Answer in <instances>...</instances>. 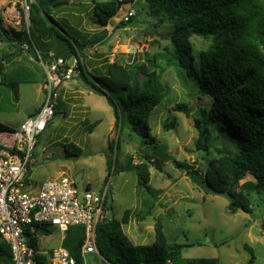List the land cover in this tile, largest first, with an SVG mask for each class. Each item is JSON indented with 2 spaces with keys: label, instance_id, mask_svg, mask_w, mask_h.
Returning a JSON list of instances; mask_svg holds the SVG:
<instances>
[{
  "label": "rangeland",
  "instance_id": "374dc122",
  "mask_svg": "<svg viewBox=\"0 0 264 264\" xmlns=\"http://www.w3.org/2000/svg\"><path fill=\"white\" fill-rule=\"evenodd\" d=\"M82 2V13L69 6L53 12V19L72 38L87 34L92 38L102 36L90 13L89 1ZM128 7V4L121 5L106 27L107 34L102 36V42L84 51L83 63L89 80L93 82L90 75H104L106 63L118 61L124 64L128 59L129 64H136L155 60L156 70L168 89L167 100L155 108L148 119L149 136L157 141L159 147L151 150L150 144L143 143L148 138H142L126 121L122 127L115 128L113 110L106 97L93 93L91 85L77 73L60 89L55 116L46 131L34 139L32 189L59 176L74 181L80 192L89 189L98 194L108 186L106 208L109 215L120 221L126 210L130 212L128 224L121 226L130 244L151 245L159 226L169 242L193 246L184 249V258L217 259L219 264H264V231L260 227L264 215L263 197L251 192V213L238 211L231 215L225 197L204 192L192 183L187 170L178 166L185 164L191 170L201 171L218 153L215 143L210 144L209 141L205 143L207 149L196 148V120L200 112L210 105V100L199 96L192 83L186 82L176 68L167 66L161 57L164 47L170 44L172 23H159L157 19L142 14L132 27H118ZM0 20L4 27L14 30H20L23 25L21 12L9 0L0 1ZM62 20L68 22L65 24ZM190 41L197 49L210 45L208 40L196 36ZM34 43L40 53L47 50L66 62L72 58L63 40L52 39L47 43L34 40ZM14 53L16 50L0 41V59ZM37 67L42 72L36 60L21 50L11 63L1 64L0 72L3 69V74L7 75L12 70H35ZM42 83L20 84L17 87L10 83L13 88L0 85V123L17 129L33 116L43 102ZM177 105H186L188 112L177 111ZM172 123L174 125L170 128ZM140 131L143 134L146 132L144 127ZM208 131L211 134L216 132L212 127H208ZM110 142L118 143V149L115 146L111 157L112 168L116 164L117 171L110 173L104 185L106 162L111 156L108 149ZM68 143L82 148L84 156L65 159L63 146ZM166 153L168 159L164 161L162 157ZM144 157L150 162L158 157L161 170L149 165L148 186L157 190L159 195L153 213L142 221L138 215L142 211L145 191L138 187L137 177L128 162L136 165ZM247 182H253V179L246 176L241 185ZM236 190L239 191L238 188ZM49 230L51 235L39 243L41 250L60 246L61 233L54 227ZM245 244L252 249L253 260L244 250ZM86 260L88 264H98L101 258L91 254Z\"/></svg>",
  "mask_w": 264,
  "mask_h": 264
},
{
  "label": "trees",
  "instance_id": "16d2710c",
  "mask_svg": "<svg viewBox=\"0 0 264 264\" xmlns=\"http://www.w3.org/2000/svg\"><path fill=\"white\" fill-rule=\"evenodd\" d=\"M88 1L90 13L97 28L101 29L99 33L102 32V36L107 34L106 27L123 4L130 5L134 14L126 21L121 20L118 27H132L142 14L157 19L159 23H172L170 44L164 47L161 57L165 59L167 66L176 68L186 82L192 83L199 96L210 100V105L200 112L196 120V148L207 149L205 143L209 141L210 144L215 143L218 153L201 171L191 170L185 164L178 166L186 169L192 183L204 192L225 197L228 200L229 214L233 215L238 211L251 213V192L258 197L262 196L264 200V0ZM83 5L84 2L66 0H58L52 4L45 0H31L28 31L24 28L14 30L4 27L0 20V41L16 50L14 54L3 56L0 66L11 63L19 55L23 45L29 46L27 53L36 60L34 40L43 43L52 39L63 40L72 57H83L84 51L101 43L103 37L92 38V35L87 34L85 37L76 35V38H72L52 17L53 12L69 6L82 13ZM136 10L139 14L137 16ZM62 21L65 24L68 22ZM194 36L208 40L210 45L197 49L190 41ZM40 48L42 49V45ZM43 52L39 54L47 58L50 52ZM156 68L155 60L136 64H129L128 59L124 64L113 61L105 64L104 75H90L93 82L87 76L85 65L79 69L80 77L106 97L113 110L115 128L122 127L124 121L128 122L142 138H148L143 143L150 144L151 150L159 146L149 136L148 119L150 113L165 102L168 96L167 86L162 83ZM3 71L2 69L0 72V85L5 87L13 88L10 83H14L16 87L20 84H35L44 79V74L38 67L35 70H12L7 75ZM176 108L177 111L188 112L186 105H177ZM173 125L174 123L169 127L172 128ZM142 127L145 134L140 131ZM208 127L216 132L209 133ZM10 131L13 128L0 123V132ZM63 148L64 158L67 160L84 156L82 148L73 143L65 144ZM114 148L118 149V143L116 145L110 142L108 149L111 156L106 162L104 185L107 184L110 173L117 171L116 164L112 168ZM167 157L166 153L162 160L166 161ZM157 158L150 162L144 157L136 165L128 162L130 170L135 172L138 187L145 191L142 211L138 215L142 221L153 213L159 195L157 190H151L148 186L149 165L161 170V161ZM30 175L31 168L27 177ZM246 176H250L253 182L241 185ZM129 213L126 210L120 221L111 217L110 221L98 225L97 256L101 258L98 264H219L217 259L184 258V249L193 246L169 242L159 226L151 245L130 244L121 227L122 224H128ZM260 227L264 231V215ZM37 231L51 235L47 226H37ZM84 240V227L73 226L67 229L61 242V246L75 259L76 264H84L81 255ZM30 244L37 247V240H32ZM244 250L253 260V251L247 244L244 245ZM11 263L10 246L0 237V264Z\"/></svg>",
  "mask_w": 264,
  "mask_h": 264
},
{
  "label": "built area",
  "instance_id": "2783aa9c",
  "mask_svg": "<svg viewBox=\"0 0 264 264\" xmlns=\"http://www.w3.org/2000/svg\"><path fill=\"white\" fill-rule=\"evenodd\" d=\"M9 1L21 12L22 28L28 31L31 0ZM133 14L129 5L120 21H126ZM33 50L44 74L43 102L35 115L28 117L19 128L0 132V237L10 246L11 264H76L61 243L55 249L41 250L39 243L48 236L39 233L37 226H47L48 230L57 228L62 235L61 242L68 228L83 226L85 240L81 255L87 264L88 255H98V225L111 220L106 208L108 186L98 194L89 189L80 192L74 181L59 176L32 189L31 179L27 177L34 162V139L42 135L53 120L59 91L80 74L83 57L76 55L66 62L51 53L44 58L34 47ZM22 51L28 52L29 46L23 45ZM34 239L37 247L30 244Z\"/></svg>",
  "mask_w": 264,
  "mask_h": 264
},
{
  "label": "water",
  "instance_id": "95a60500",
  "mask_svg": "<svg viewBox=\"0 0 264 264\" xmlns=\"http://www.w3.org/2000/svg\"><path fill=\"white\" fill-rule=\"evenodd\" d=\"M47 3L52 4L58 0H45ZM66 1H73V2H82L83 0H66ZM91 91L97 95H103L101 91L95 90L94 88H91Z\"/></svg>",
  "mask_w": 264,
  "mask_h": 264
},
{
  "label": "crops",
  "instance_id": "0c3cea01",
  "mask_svg": "<svg viewBox=\"0 0 264 264\" xmlns=\"http://www.w3.org/2000/svg\"><path fill=\"white\" fill-rule=\"evenodd\" d=\"M52 54V53H51ZM42 105V104H41ZM41 107V106H40ZM40 109V108H39ZM29 178L31 179V175L29 176Z\"/></svg>",
  "mask_w": 264,
  "mask_h": 264
}]
</instances>
